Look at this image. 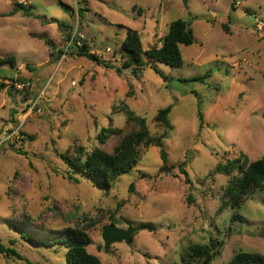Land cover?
<instances>
[{"label":"rangeland","instance_id":"374dc122","mask_svg":"<svg viewBox=\"0 0 264 264\" xmlns=\"http://www.w3.org/2000/svg\"><path fill=\"white\" fill-rule=\"evenodd\" d=\"M16 3L31 9L11 15ZM176 19L188 22L194 36L179 46L181 66L143 56L136 75L121 68L127 29L138 32L146 50L161 45ZM83 42L109 68L77 56ZM5 57L15 67L0 64V242L23 260L0 253V264H66L62 246L36 240L73 227L86 231V250L100 264H184L195 259L188 257L195 244H214L209 264H227L239 251L264 253V188L238 208L223 207L234 174L213 173L240 153L249 161L264 155V0H0ZM121 104L145 119L151 135L165 130L154 121L157 111L171 108L167 163L159 148L140 147L135 168L105 193L60 154L110 153L137 129ZM107 127L121 133L100 144ZM109 224L152 230L105 252L101 231Z\"/></svg>","mask_w":264,"mask_h":264},{"label":"trees","instance_id":"16d2710c","mask_svg":"<svg viewBox=\"0 0 264 264\" xmlns=\"http://www.w3.org/2000/svg\"><path fill=\"white\" fill-rule=\"evenodd\" d=\"M31 6L25 7L22 3L14 5L11 15L18 11H28ZM60 26V24H58ZM67 40L71 37L67 34ZM194 42L193 31L188 22L183 19L171 21L168 25V30L163 37L160 46L150 47L143 50L139 34L134 29H127L125 36L121 42L119 53L124 59L121 68H131L134 75L141 71L145 66L143 56L146 58L164 64L168 67H179L182 65V57L180 45H191ZM47 43V41H46ZM76 45V44H75ZM77 46V45H76ZM77 56L85 57L97 64L109 68V65L100 60L95 54L90 53L88 46L83 42L77 50ZM8 63L11 67H15L13 57H5L0 59V64ZM163 79L160 72L154 69ZM116 72L120 73V68H116ZM201 77L193 78L199 80ZM5 84L0 82V90ZM130 96V92L126 93ZM119 109L124 113L126 122L134 123L137 126L135 131H130L122 135L117 144L112 148L110 153L101 148H94L89 153L83 155V150L77 148L73 154L65 152L60 154L61 159L68 165L72 172H77L85 176L93 186L107 193L110 190L111 183L116 178L129 173L135 168L139 161V148L157 147L159 148V157L163 167L167 163V155L163 149V140L167 138L172 126L169 121V113L171 108L166 107L159 109L154 117V121L164 127V132L161 135H151L146 126V121L143 117L137 116L128 106L121 104ZM200 127L202 126V117L198 113ZM121 132L118 129L111 127L102 128L97 136L100 144L112 135H119ZM179 171L184 175L185 183H189L187 172L179 166ZM163 172V171H161ZM213 173L229 176L234 174L228 181L224 194L226 200L221 203L223 207L231 209L238 208L246 196L254 192L261 191L264 188V155L256 160L249 161L248 157L240 153L234 159H228L225 163H217L213 169ZM242 220L238 215L231 217L232 221ZM143 228L151 231L150 226L142 225ZM37 236L40 234L35 233ZM25 238L32 241L35 236ZM47 248L52 246H62L65 250L66 264H100L99 259L88 253L86 248L90 245V238L86 231L80 227L65 228L57 231H50L46 235L39 237L37 242ZM214 244L209 246L191 245L188 248V257L191 261H186L184 264H209L211 258L215 255L213 248ZM0 253L6 256H15L19 259L23 258L14 250L4 246L0 242ZM184 261V259H183ZM26 264H32L25 260ZM227 264H264V253H252L239 251L235 253Z\"/></svg>","mask_w":264,"mask_h":264},{"label":"water","instance_id":"95a60500","mask_svg":"<svg viewBox=\"0 0 264 264\" xmlns=\"http://www.w3.org/2000/svg\"><path fill=\"white\" fill-rule=\"evenodd\" d=\"M141 229H143L141 226L126 229H118L113 224L104 226L101 231L104 251L107 252L114 243L124 242L125 244H130L132 234Z\"/></svg>","mask_w":264,"mask_h":264},{"label":"built area","instance_id":"2783aa9c","mask_svg":"<svg viewBox=\"0 0 264 264\" xmlns=\"http://www.w3.org/2000/svg\"><path fill=\"white\" fill-rule=\"evenodd\" d=\"M73 38H74V37H73ZM68 45H69V44H68ZM22 85H24V84H22ZM39 97H40V94H39L38 96H36L35 101H34V103H33V107L36 106Z\"/></svg>","mask_w":264,"mask_h":264}]
</instances>
